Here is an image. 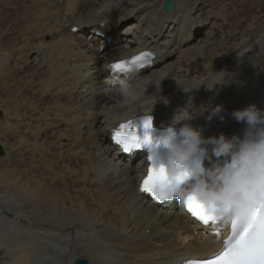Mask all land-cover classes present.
<instances>
[{
	"label": "bare ground",
	"instance_id": "obj_1",
	"mask_svg": "<svg viewBox=\"0 0 264 264\" xmlns=\"http://www.w3.org/2000/svg\"><path fill=\"white\" fill-rule=\"evenodd\" d=\"M58 1L0 0V217L4 210L13 212L2 229L15 236L0 237V264H71L77 257L91 264H177L213 254L221 245L188 214L137 192L132 182L144 173V156L118 159L105 133L137 113H152L157 125H169L188 107L192 113L182 114L194 116L181 124L190 123L205 138H243L246 125L232 113L253 103L264 109V27L257 22L252 30L249 22L243 34L222 26L223 37L198 16L199 0H175L171 14L161 11L164 0H63V6ZM262 7L259 0L247 14ZM99 21L110 27L101 28ZM75 26L80 30L74 32ZM85 33L89 46L101 41L82 47ZM143 49L154 54L143 68L120 76L108 69ZM72 78L91 94L68 97ZM34 85L37 93L30 89ZM217 105L221 111L209 119ZM80 120L74 129L68 126ZM81 140L86 145L74 149ZM112 163H126L123 170H131L132 181L114 187L119 174L110 171ZM71 187L79 188L78 196ZM39 242L49 254L35 249Z\"/></svg>",
	"mask_w": 264,
	"mask_h": 264
},
{
	"label": "clouds",
	"instance_id": "obj_2",
	"mask_svg": "<svg viewBox=\"0 0 264 264\" xmlns=\"http://www.w3.org/2000/svg\"><path fill=\"white\" fill-rule=\"evenodd\" d=\"M217 84L222 83L214 86ZM121 91L128 95L126 89ZM221 108V105L213 107L209 119ZM185 110L192 113L188 107L179 109L158 136L153 135L151 120L152 146L166 145L169 160L167 166L157 165L150 152V163L166 170L176 184L175 196L181 200L195 197L219 217L220 226L228 225L233 218L264 201V109L253 103L232 113L237 122L246 125L243 138H229L223 133L205 138L202 131L190 123L181 124L194 116L183 115ZM177 124H181L179 129ZM204 159L210 164L206 166Z\"/></svg>",
	"mask_w": 264,
	"mask_h": 264
},
{
	"label": "snow or ice",
	"instance_id": "obj_3",
	"mask_svg": "<svg viewBox=\"0 0 264 264\" xmlns=\"http://www.w3.org/2000/svg\"><path fill=\"white\" fill-rule=\"evenodd\" d=\"M151 52H141L131 58L119 60L109 65L110 70L120 73L132 71L133 66L143 68L151 63ZM151 117H143L142 121H129L113 130L114 142L121 146L126 153L142 150L145 147L151 152L152 139L149 132ZM133 125L136 127L133 128ZM143 127V134L140 127ZM150 162L152 156L148 155ZM141 191L149 193L156 201L172 200L175 182L169 177L166 170L150 163L147 175L141 182ZM184 207L191 216L204 225L211 227L215 235L220 234L219 217L205 207L198 199L189 196L182 200ZM231 233L224 240L220 251L206 258L189 260L187 264H264V201L256 203L247 213L237 216L230 222Z\"/></svg>",
	"mask_w": 264,
	"mask_h": 264
},
{
	"label": "rangeland",
	"instance_id": "obj_4",
	"mask_svg": "<svg viewBox=\"0 0 264 264\" xmlns=\"http://www.w3.org/2000/svg\"><path fill=\"white\" fill-rule=\"evenodd\" d=\"M234 1L236 0H220L219 3H217L215 0H200L199 1L200 5L198 6L196 11H197V14L199 13L198 16L200 17V19H205V23L210 26L211 29L209 30L211 32H214V33L218 32L223 37H225V33L221 29L222 26H225L223 29L224 30L227 29V32H230V31L233 32L236 30L238 32L243 33L247 29L246 28L247 23L249 24V22H252V23H255L256 25V18L258 19L264 16V7L256 9L255 11H251L250 14H247L250 7L253 6V4H255V2H258L259 0H256V1L255 0H237L240 3V5L234 4L233 3ZM218 13H220L219 16H218ZM217 16L219 18H217ZM242 16L246 17L247 19V21L245 20L244 24L242 23ZM237 20L238 21L241 20L239 25L235 23ZM233 22H234V25H233ZM231 25L234 27H232ZM230 28H232L233 30H230ZM209 30H207L206 33H208ZM228 45L232 46V44H228Z\"/></svg>",
	"mask_w": 264,
	"mask_h": 264
},
{
	"label": "water",
	"instance_id": "obj_5",
	"mask_svg": "<svg viewBox=\"0 0 264 264\" xmlns=\"http://www.w3.org/2000/svg\"><path fill=\"white\" fill-rule=\"evenodd\" d=\"M173 9V0H166L163 5V11L170 12Z\"/></svg>",
	"mask_w": 264,
	"mask_h": 264
}]
</instances>
